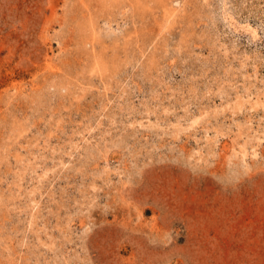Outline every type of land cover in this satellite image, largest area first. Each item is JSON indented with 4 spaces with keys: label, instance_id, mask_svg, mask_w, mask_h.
Masks as SVG:
<instances>
[{
    "label": "rangeland",
    "instance_id": "374dc122",
    "mask_svg": "<svg viewBox=\"0 0 264 264\" xmlns=\"http://www.w3.org/2000/svg\"><path fill=\"white\" fill-rule=\"evenodd\" d=\"M0 264H264V0H0Z\"/></svg>",
    "mask_w": 264,
    "mask_h": 264
}]
</instances>
